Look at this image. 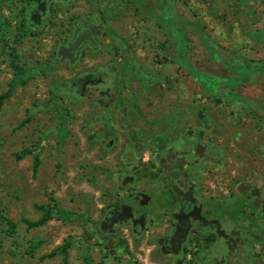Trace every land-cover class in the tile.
<instances>
[{
	"label": "rangeland",
	"instance_id": "rangeland-1",
	"mask_svg": "<svg viewBox=\"0 0 264 264\" xmlns=\"http://www.w3.org/2000/svg\"><path fill=\"white\" fill-rule=\"evenodd\" d=\"M207 12L194 0H73L23 34V0H0V93L20 71L36 70L0 109V212L16 222L8 235L0 221V264H60L57 249L67 243L66 264H83L84 256L90 264H176L147 232L125 226L120 241L109 242L94 223L118 191L116 178L131 170L122 164L125 141L165 135L164 143H188L184 116L193 115L204 139L220 149L214 161L228 163L233 181L252 180L257 151L264 166V15L255 24L248 10L216 9L210 22ZM85 15L122 53L110 60L96 55L115 67L114 84L100 95L111 105L109 115L133 126L130 138L113 128L118 140L108 147L95 135L92 118L100 110L61 87L70 73L53 53L63 29L70 31L67 20ZM23 149L38 154L35 172L32 153L18 158ZM142 152L129 154L137 156L136 172L143 156L152 157ZM210 167L218 178L221 167ZM257 179L264 181V168ZM35 205L53 217L28 228L23 219L41 214ZM146 208L158 210L153 201Z\"/></svg>",
	"mask_w": 264,
	"mask_h": 264
},
{
	"label": "flooded vegetation",
	"instance_id": "flooded-vegetation-1",
	"mask_svg": "<svg viewBox=\"0 0 264 264\" xmlns=\"http://www.w3.org/2000/svg\"><path fill=\"white\" fill-rule=\"evenodd\" d=\"M194 1L204 3L210 22L216 9L232 13L248 10L255 24L264 15L259 12V3L264 5V0ZM72 2L23 0L28 27L40 29L51 19L55 7L63 9ZM67 22L70 31L66 33L63 29L53 50L59 60L66 62L65 70L70 73L61 87L69 94L89 97L90 105L100 110L92 121L99 124L95 135L106 147L117 143L114 132L117 128L130 138L128 133L133 126L130 122L123 123L125 118L119 114L116 119L109 115L111 105L100 97L101 91L114 84L113 62L100 63L96 59V55H100L103 60H110L122 54L121 51L106 43L107 39L88 15L70 18ZM77 38L81 39L77 48L68 49ZM153 95L160 96L155 91ZM125 110L121 105L119 111ZM102 114L108 119H102ZM182 121L187 122L191 131L188 143L170 140L164 143L165 135L161 139L125 141L122 164L131 170L116 178L118 191L100 210L95 229L109 242L120 241V231L125 226H130L135 234L147 232L176 264H264V181L257 179L264 166H259V151L256 159L255 154L253 156L252 180L233 181V175L225 172L228 163L214 161L220 149L214 150L204 139L205 131L196 127L194 116H184ZM163 122L173 124L174 119L161 120L157 125ZM142 126L149 128L147 123ZM142 151L152 157L143 156L140 170L136 172L137 156L130 158L129 154ZM211 165H215V169L221 167L218 178ZM141 186L145 190L136 192ZM150 201L155 203L157 211L146 208ZM154 225L156 229H152Z\"/></svg>",
	"mask_w": 264,
	"mask_h": 264
},
{
	"label": "trees",
	"instance_id": "trees-1",
	"mask_svg": "<svg viewBox=\"0 0 264 264\" xmlns=\"http://www.w3.org/2000/svg\"><path fill=\"white\" fill-rule=\"evenodd\" d=\"M27 28H29L28 24H27V19L25 17H23L20 20V29H21L23 34L26 33ZM35 71H36L35 69H30L28 71H20L15 78L11 79V81L8 84L7 89L0 93V109L3 105V103L11 96L13 90L15 89V86L18 83L24 82L25 78L29 74H32ZM28 153H32V155H33V165L32 166H33V171L35 172L37 170L38 165H39V158H38L37 153L32 152V150H30V149H23L21 151V153L18 154L17 156H18V158H21ZM35 206L38 210L41 211V214L36 220H33V221L23 219V221L25 222V224L28 228L41 226L53 217V211L51 209L47 208L44 205H35ZM62 212L64 214H68L67 211L63 210ZM0 221L4 222L6 225V230H5L6 234L12 235L15 233V228H16V222L15 221H13L12 219H10L6 216L1 215V212H0ZM68 245H69L68 243L61 245L57 249L58 252H60L62 254V262L60 264H66L67 256H68V251H67ZM83 264H90V260L88 257H86V256L83 257Z\"/></svg>",
	"mask_w": 264,
	"mask_h": 264
},
{
	"label": "water",
	"instance_id": "water-1",
	"mask_svg": "<svg viewBox=\"0 0 264 264\" xmlns=\"http://www.w3.org/2000/svg\"><path fill=\"white\" fill-rule=\"evenodd\" d=\"M80 41H81L80 38L75 39V40L73 41V43H71V44L69 45L68 49H76L77 46H78V44L80 43ZM91 42H93V41L91 40ZM61 50H62V48L60 47L59 52H61ZM143 197H144V196H142V198H143Z\"/></svg>",
	"mask_w": 264,
	"mask_h": 264
}]
</instances>
